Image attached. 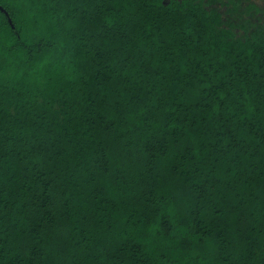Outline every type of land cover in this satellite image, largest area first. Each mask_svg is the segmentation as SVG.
<instances>
[{
    "label": "trees",
    "instance_id": "trees-1",
    "mask_svg": "<svg viewBox=\"0 0 264 264\" xmlns=\"http://www.w3.org/2000/svg\"><path fill=\"white\" fill-rule=\"evenodd\" d=\"M0 264H264V0H0Z\"/></svg>",
    "mask_w": 264,
    "mask_h": 264
}]
</instances>
